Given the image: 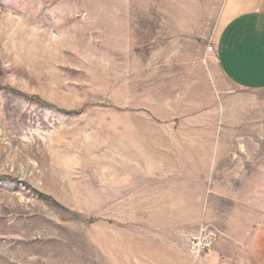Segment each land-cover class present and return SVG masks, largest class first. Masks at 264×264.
<instances>
[{
	"label": "rangeland",
	"instance_id": "1",
	"mask_svg": "<svg viewBox=\"0 0 264 264\" xmlns=\"http://www.w3.org/2000/svg\"><path fill=\"white\" fill-rule=\"evenodd\" d=\"M225 1L0 0V264H173V223L216 233L191 264H264V92L214 66ZM185 61L225 98L226 173L200 213H163L173 199L140 196L163 184L140 178V141L173 164L155 112Z\"/></svg>",
	"mask_w": 264,
	"mask_h": 264
},
{
	"label": "crops",
	"instance_id": "2",
	"mask_svg": "<svg viewBox=\"0 0 264 264\" xmlns=\"http://www.w3.org/2000/svg\"><path fill=\"white\" fill-rule=\"evenodd\" d=\"M213 48L214 66L234 88L264 92V0H226ZM180 64L184 65L180 69H185V81L175 79L173 72V114L155 112L158 117L173 116V126L154 127L161 133L173 132V164L170 151H161L162 160H157L158 143L146 142L143 137V155L153 161L142 165L140 153L138 173L140 178L163 183L157 186L159 189L148 188L140 196L173 199V205H165L163 213L193 214L201 212V205L193 203L204 197L206 183L219 181L226 173L223 135L230 129L220 125L227 114L226 102L221 90L215 92L210 85V63L196 68L191 62ZM194 69L201 75L196 89L193 83L187 84ZM237 174L240 180V168ZM186 224L179 228L173 223V264H191L193 260L188 245L197 230L190 235Z\"/></svg>",
	"mask_w": 264,
	"mask_h": 264
},
{
	"label": "built area",
	"instance_id": "3",
	"mask_svg": "<svg viewBox=\"0 0 264 264\" xmlns=\"http://www.w3.org/2000/svg\"><path fill=\"white\" fill-rule=\"evenodd\" d=\"M216 233L209 226L201 225L191 237L188 250L194 260L200 259L215 244Z\"/></svg>",
	"mask_w": 264,
	"mask_h": 264
}]
</instances>
